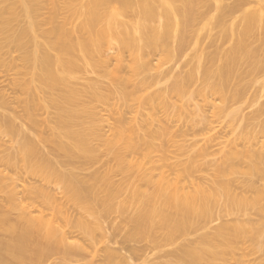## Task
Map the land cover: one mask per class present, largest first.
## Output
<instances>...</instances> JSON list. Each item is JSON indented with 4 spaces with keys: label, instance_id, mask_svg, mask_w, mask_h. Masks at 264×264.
Listing matches in <instances>:
<instances>
[{
    "label": "bare ground",
    "instance_id": "bare-ground-1",
    "mask_svg": "<svg viewBox=\"0 0 264 264\" xmlns=\"http://www.w3.org/2000/svg\"><path fill=\"white\" fill-rule=\"evenodd\" d=\"M225 1L0 0V48L8 45L22 51L21 59L26 65L27 79L16 84L27 94L23 102L17 99L19 104L22 103L23 118L35 123L34 113L46 100L54 110L52 120L45 121L48 135L42 134L43 129L35 131L36 141L23 132L19 133L9 123L6 136L11 146L5 148V141L0 140V166L3 167L0 169V193L3 195L0 194V264H44L54 256L53 261L59 258L65 262L74 254L86 251L83 244L68 242L72 230L80 233L87 245L93 247L95 239L91 225L82 217L72 219L67 212V205L72 204L79 210L85 209L94 218L90 207V203L96 201L93 187L84 185L86 181L78 174L83 166L71 160L74 156L88 154V139L101 137L98 129L101 121L90 106L92 103L116 100L121 106L131 109L128 104L138 101L139 106L130 111L133 114L130 119L124 117L120 108L117 110L114 133L107 146L113 149L122 142L126 151L146 154L162 149L155 142L161 141L169 133L161 121L157 129H151L157 121L158 107L179 109L187 119L191 118L192 123L198 125L205 121L206 116L195 101L196 97L201 99L202 104H209L210 96L218 97L221 106L211 105L214 116L226 113L228 104L243 99L244 88L226 95L228 83L242 61L251 60L253 64L247 61L253 65L250 67L256 72L254 74L264 75V57L251 48L252 40L264 45V0H254L253 6L248 0H234L230 4ZM213 9L216 13H213ZM45 10H48L47 15L42 17ZM197 11L200 14L198 19L208 18L209 12V16L213 13L208 24L219 26H223L227 17L241 13L237 30L232 25L229 29L235 35V44L223 53L225 57L221 56L220 65L212 70L215 60L212 64L211 57L208 62L212 64L211 68L205 67L198 55L196 67L185 76L158 72L151 75L147 58L151 53L161 52L168 57L182 54L187 45V35L198 20ZM174 43L175 46H172ZM110 53L112 67L107 58ZM125 55L128 60H125ZM0 62L4 63L2 59ZM82 73L85 77L90 74L107 79L108 87L103 88L99 81L88 77L87 80L84 78L85 82L78 83ZM198 74L202 77V84L194 92L189 86ZM166 78L172 79L169 86L149 93ZM190 109H193L192 112ZM140 110L142 113L138 119ZM262 113L264 105L259 108L258 117ZM236 114L238 112L226 116ZM50 123L54 127L48 126ZM233 131L235 135L231 140L221 143L222 138L221 141L218 139L223 154L219 164L214 165L213 179L202 177L200 184L195 179H189L191 168H197L199 158L207 156V150L213 146L212 139L186 161L190 167H184L186 163L183 162L180 165L183 168L175 170L172 167V171L169 170L171 173L159 170L154 175V169L135 177L132 186L137 208L129 219L132 233L124 238L129 240V245L130 241L145 240L143 242L154 245H149L154 249L163 248V244L173 243L179 236L185 238L192 232L205 230L207 226L210 228L209 225L215 220L225 218L226 221L214 227L212 233L187 240V244L178 245L175 251L164 255L169 262L155 264H215L223 260L224 248H234L245 234H250V238L254 237L264 247V209L255 210L252 207L255 203L243 196V190L236 193L234 180L226 178L240 162L247 164L249 171L263 173L264 156L252 145L245 146L248 143ZM13 135L19 138L14 140ZM39 140L41 143L56 141L58 150L66 160L58 161V166L50 161L39 148L40 143L37 145ZM223 148H227L226 151ZM21 176L24 180L23 177L20 179ZM35 180L42 183L37 185L38 181ZM18 181L22 184H18ZM52 184L55 190L61 191L58 193L61 197L56 198L57 194L50 190L49 185ZM247 188L254 189L253 184ZM111 198L109 194L102 201L107 209ZM253 211L262 214L263 219L252 220ZM233 222L234 226L231 224ZM237 223L247 227H238ZM134 235L139 239H134ZM147 245L144 244L146 250ZM136 246L127 248L133 253L130 256L137 257L143 251V247ZM111 250L106 249L104 264H130L132 259L128 261L129 256L126 258L121 252Z\"/></svg>",
    "mask_w": 264,
    "mask_h": 264
},
{
    "label": "rangeland",
    "instance_id": "rangeland-1",
    "mask_svg": "<svg viewBox=\"0 0 264 264\" xmlns=\"http://www.w3.org/2000/svg\"><path fill=\"white\" fill-rule=\"evenodd\" d=\"M233 1L234 0H226L225 2L227 4H230L233 3ZM248 1L250 6L254 5V0ZM199 11H197L198 13L196 12V19H198ZM213 11V13H216L214 9ZM47 12L48 10H45L44 13L42 11L41 16L44 14L42 17H45V15H47ZM213 13L209 16V12L208 18H199L198 20H196L193 29L187 35V45L182 54L168 57L161 52L159 54L151 53L147 58L150 63V74L155 75L158 72V74L169 73L170 75L174 74L185 76V74L196 67V57L198 55L201 56L202 65H206L205 67H210L212 64H214L213 62L215 60V66L212 68V70L214 68L216 69V67L220 65L219 63L221 56H224L223 53L228 52L233 44H235V35L231 33L229 29L232 25L235 30H237L241 22V13H235L232 16L227 17L223 22V26L208 24V19L212 17ZM252 41L251 48L256 49L258 53L257 55L260 54L262 55L261 57H264V45H260L256 40ZM171 45L175 46V43ZM22 53V51H19L12 46L8 47V45H3L0 48V59L4 61V63L2 62V64L0 62V104H2L0 105V140H3V143L5 141V148L7 146H11L10 142L8 143V137L6 136V130L9 123H11L19 133L23 132L25 136L27 135L28 137L35 139V136L33 134L35 131L43 129L42 134L43 132L44 135L49 134V129L47 125H45V121H50L52 120V117H54V110L48 105L46 100L45 103H40L34 113L35 123L28 122L25 118H23L24 112L22 114V103L19 104L17 102V99L19 98L23 102L26 99L27 94L23 92V90L20 89L18 85H16L17 82H22L27 79V76H25L26 65L21 59ZM211 57L213 58V60L210 61V59H212ZM107 58H109L110 67H112L113 60L111 57V53L107 55ZM125 60H128L127 55H125ZM247 60L245 62L242 61L241 65H239V67L236 69V72L233 74V77L230 80V83H228V87L226 90V95L228 96L232 95V93L236 89L244 88L243 90L245 91V93L243 99L235 104H228L226 113L214 116V108L211 107V105H215L217 107L221 106V103L219 102L217 96H210L209 104H202L201 99L196 97L195 101L200 105L204 117L206 116L205 121L198 125L192 123L193 121L191 120V118L187 119V116L184 113L179 112V109L175 110L172 107L158 109V107L156 110L157 121L153 123V128L151 129H157L156 126L159 124V121H161L164 126H166L169 133L167 135H164L161 141L155 142L156 145L159 144L160 146H162V149H155L146 154H144L143 152L139 153L126 151L122 142L117 143V145L113 149L107 146V141L112 139V134L114 133V127L116 125V119L118 117L117 110L120 108L124 117L130 119L133 115L130 114V111H134V109L139 106L138 101H132L128 104L130 105L131 109L121 106L122 104L119 101L117 102L116 100L115 102L112 100H108L107 103L94 102L90 105L98 114L97 119H100L101 121L98 128L101 137L97 139L91 137L90 139H88L86 145L88 154L81 157L74 156L71 160L74 163H77V165L83 166V170H78V174L86 181L84 185H91L93 187V193L96 201L91 202L90 207L91 211L94 213V218L89 216V214L91 215V213L85 211V209L79 210L77 207H75L77 208L76 211L72 204V207L70 206V204L67 205V212H69L68 214L70 215V217L72 216V219L75 217H82L83 219H86V221L91 225V227L93 228L95 239L93 247H89L87 245L88 242L84 240L85 238L81 236L80 233L72 230V233L69 235L70 237L68 242L80 245L83 244L86 251H81V256L77 253L76 255L74 254V257L72 256V258L66 260L65 262H61L62 260L59 258L54 259L53 261L52 258H54V256L49 258L47 260L48 262L46 261L44 262V264H101L105 262L104 256L107 255V253L105 252L106 249H113L111 250L113 252H116L115 250H117L116 253L119 252L120 254L121 252V255H124V257L126 258L127 256H129L130 258H127L128 261L132 259L129 262L130 264H155V262H169V259L165 257L169 252L175 251L183 243L187 244V240H195V238L199 237L198 235L204 233H212L214 231V227L221 224V222L226 221L225 218L215 220L209 225L210 228H208L207 226L205 230L203 229L202 231H199L197 233L192 232L190 236L186 235L187 237L185 238H183L184 236H179L177 237L178 239L174 240L175 242H171L170 244H163V248L161 246L160 248L158 247V249L150 247L154 245H151L147 241V243L143 242L145 240H141L143 243H139L141 241L138 240H136V242L138 241V243H136L135 241H130L129 245V240L124 239L127 237L126 235H128V233H132V224L130 223L129 219L137 208V198L134 194L132 182L139 173H150V171L153 172L155 169L153 174L156 175L159 170H163V172L166 173H171L170 171H172V169L180 170L181 168H183V166L186 167L187 165L188 167H190L187 163L188 160L192 157V155L198 152L197 149L200 150L206 143H208L212 139L213 144L211 143V145H213L214 147L211 146L207 150V156H205L204 158H199V161L196 164L197 168H191V177L189 179H195V181H197V184H200V181H202V177L203 179L204 177L213 179L214 165L219 164V159L223 154V152H221L220 150V138H222L221 143L223 141L231 140L235 135L233 130H235V133L240 134L245 142L248 143L245 144V146L252 145L256 151H259L264 156V131H262V125L264 123V113L260 114L259 117L257 115L259 108L264 105V75H261V73L259 74L258 72V74H254L256 72H253L252 67H250L252 61L249 60L251 62L249 64V61ZM209 61L212 64L209 65ZM248 71L252 72L253 74H250ZM125 73L126 71L124 72V75ZM81 75L82 76H79V78L81 77L83 81L82 79H80L78 83L85 82L88 77V79L90 80L99 81L103 88L108 87L107 79L105 78L102 79L96 75L90 74L85 77L84 73H82ZM84 78H86V80ZM201 80L202 77L200 74L195 76V80L189 86L190 90L194 92L197 91L199 87H201ZM171 81L172 79L169 80L168 78L160 81V84L157 87L152 88L149 93L152 94L156 90L165 89L170 85ZM104 92L106 91L104 90ZM32 94L33 93H31V95ZM43 106L45 108H43ZM177 111L182 114L181 118L179 117L181 115ZM232 112H238V114H236L235 116H226L227 114H230ZM141 113L142 110L137 113L138 119L141 117ZM88 121L89 120L87 119L86 122ZM48 126L54 127V124L50 123L48 124ZM21 135L23 134H20V138ZM12 138L16 140L19 137L13 135ZM218 139L220 141H218ZM38 144L41 146L38 147L42 149L46 157L53 163H56V165L58 161L60 162L66 160L63 157V154L58 150L56 141H47L46 143H43L42 141L41 143L39 140L37 145ZM226 149L227 148H223V151H226ZM239 149L243 150L241 147H239ZM183 162L186 163V165L184 164L183 166H180L181 163L183 164ZM177 164H179V166ZM246 165L247 164L241 162L239 165L236 164V166H234L233 169L226 175V178L234 180L233 182L235 185L233 184V186L237 188H235L236 193H240L243 190V196L245 195L248 201L255 203V206H252L255 210H257L258 208L264 209V172L262 173L259 171H249ZM174 166L177 168H175ZM2 168L3 167L0 166V169ZM22 177L23 176H21L20 179H22ZM90 177L94 178V180L92 178L90 179ZM22 180H24V177ZM29 181L31 182L33 180L29 179ZM41 183L38 181L37 185ZM18 184L21 185L22 182L18 181ZM251 184H253L254 189L247 188L251 186ZM49 186L50 190H52L54 193L52 191L51 192L54 195L57 194L56 198L61 197V194H58L60 190H55L56 187H54V184ZM233 186L232 189H234ZM19 188L21 189V187ZM247 189H249L250 191L248 190L247 192H244V190ZM19 190L17 191L21 192L22 189L20 191ZM109 194L112 195V198L109 201V208L107 209L102 205V201L106 200ZM249 206L251 207V205ZM253 212V214L256 213V215L252 216L253 214H250V218H252V220H259L261 219L260 217H262L263 219V216H261L262 214L260 215L255 211ZM258 215L259 217H257ZM231 224H233L234 226V222ZM241 224L243 223H237V226H240ZM243 227L247 226L244 225ZM250 227L252 226L250 225ZM249 236L250 234L243 235V238L237 242V246H235L234 248H224V253L222 255L223 260L217 261L215 264H264V247L260 246L254 237L250 238ZM133 238L139 239V237L135 235L133 236ZM123 240V243L127 242V244H121ZM144 244H148L147 250L145 249L146 247L144 246ZM136 245L138 247H143V251H140L139 256L137 257H135L134 255L130 256V254L133 253L127 250V248L131 246L134 247ZM148 248H151V250H149ZM120 249L122 251H120ZM143 253H145L144 255L146 257L141 256V254L143 255ZM139 257L142 259H140ZM146 258L148 259L146 260ZM141 260L144 262H141Z\"/></svg>",
    "mask_w": 264,
    "mask_h": 264
}]
</instances>
